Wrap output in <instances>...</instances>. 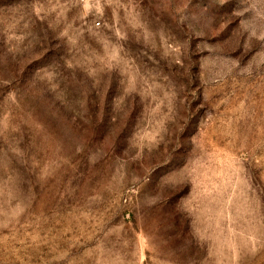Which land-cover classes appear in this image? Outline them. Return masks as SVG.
Masks as SVG:
<instances>
[{
  "label": "rangeland",
  "instance_id": "obj_1",
  "mask_svg": "<svg viewBox=\"0 0 264 264\" xmlns=\"http://www.w3.org/2000/svg\"><path fill=\"white\" fill-rule=\"evenodd\" d=\"M0 264H264V0H0Z\"/></svg>",
  "mask_w": 264,
  "mask_h": 264
}]
</instances>
